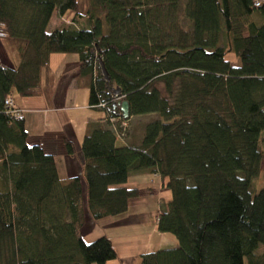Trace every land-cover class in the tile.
<instances>
[{
    "label": "trees",
    "instance_id": "trees-1",
    "mask_svg": "<svg viewBox=\"0 0 264 264\" xmlns=\"http://www.w3.org/2000/svg\"><path fill=\"white\" fill-rule=\"evenodd\" d=\"M254 1L88 0L82 15L79 0H0V31L23 44L15 69L0 63V264L118 259L109 237L86 242L81 231L86 214H126L141 192L128 178L141 173L172 192L158 232L179 242L142 264H264V7ZM56 11L73 16L49 31ZM54 54L80 55V74L92 75L89 106L106 116L82 145L87 213L79 178L61 184L54 158L26 145L24 120L6 107L14 90L41 93ZM150 114L159 118L138 144L117 146L124 119Z\"/></svg>",
    "mask_w": 264,
    "mask_h": 264
},
{
    "label": "crops",
    "instance_id": "crops-1",
    "mask_svg": "<svg viewBox=\"0 0 264 264\" xmlns=\"http://www.w3.org/2000/svg\"><path fill=\"white\" fill-rule=\"evenodd\" d=\"M72 16L66 13L63 17L56 11L49 31L71 21ZM22 49L23 44L0 39V63L15 69L21 63ZM81 65L79 54H54L41 71L39 95L26 98L14 90L9 98L24 112L26 145L41 146L46 155L54 158L59 182L67 183L73 178L83 180L84 212L87 213L88 186L82 145L84 137L103 121L105 114L89 109L92 75H81ZM235 65H240V60ZM132 135L125 140L118 139L117 146L133 144ZM128 180L127 186L141 192L138 198L131 200L126 214L96 222L85 213V226L81 231L85 241L93 242L107 236L117 250L119 258L107 264H142L144 254L179 245L173 235L158 232L160 204L171 201V193L163 188L161 179L151 173H141L132 174Z\"/></svg>",
    "mask_w": 264,
    "mask_h": 264
},
{
    "label": "rangeland",
    "instance_id": "rangeland-1",
    "mask_svg": "<svg viewBox=\"0 0 264 264\" xmlns=\"http://www.w3.org/2000/svg\"><path fill=\"white\" fill-rule=\"evenodd\" d=\"M80 2L81 3L79 5V7H78V10H79V12L82 15H86L87 14V7H88V0H81ZM179 17H180L179 21H180V23H181V25L183 27L188 24L187 23V20L185 19V17H183V14L182 13L179 14ZM81 22L84 24L87 21L86 20H81ZM101 103L105 106V103L104 102H101ZM106 108H107V106H106ZM89 109H91V107ZM100 112L103 113V114H105L104 110H101ZM105 118H106V116H105ZM156 118H159V116L157 114L156 115L150 114V115H145V116H135L134 118L129 119V120L124 119V122L122 123L121 126H123L124 123L127 124L128 126H130V130H129L128 136L130 134H133L131 136V137H133V145H136V143H138L141 140V138H142V134L145 131L146 123L147 122H150L152 120H155ZM118 139H121V138L118 137ZM263 152H264V145H263ZM263 163H264V161H263ZM260 174L261 175H260V177H259V179H258V181L256 183V185H257L256 186V189H257L256 191L257 192L261 191L264 188V164H263V168H262ZM81 182L84 184L83 180ZM168 193H171V197H172V192L171 191L170 192L168 191ZM87 205H88V203H87ZM258 249H259L258 252H257L258 254L259 253H264V246L263 245H260Z\"/></svg>",
    "mask_w": 264,
    "mask_h": 264
},
{
    "label": "built area",
    "instance_id": "built-area-1",
    "mask_svg": "<svg viewBox=\"0 0 264 264\" xmlns=\"http://www.w3.org/2000/svg\"><path fill=\"white\" fill-rule=\"evenodd\" d=\"M254 4H255V7H256V8L264 7V0H255V1H254ZM5 37H7L5 31H4V30L0 31V39H3V38H5ZM102 106H104V105L102 104ZM6 107H7V109L9 110L10 114H11L13 117H15L16 120H17V119H18V120H22V119H23V117H24V112H23L21 109L15 107L14 101H13L12 99L7 98V100H6ZM105 107H106V106H105ZM17 109L21 110V111H22V114H19L18 112H16ZM119 121H121L120 118H113V119H111V123H112V124L117 123V122H119ZM114 127H115V125H114ZM128 130H129V126H128L127 124L124 123V125L122 126V129L119 130V131H116L118 137H119V138H122V139L125 138L126 133H127Z\"/></svg>",
    "mask_w": 264,
    "mask_h": 264
},
{
    "label": "water",
    "instance_id": "water-1",
    "mask_svg": "<svg viewBox=\"0 0 264 264\" xmlns=\"http://www.w3.org/2000/svg\"><path fill=\"white\" fill-rule=\"evenodd\" d=\"M99 66H100L101 74L106 79V81L109 82L110 81L109 80V73L107 72L106 67H105V63H103L102 59H100V61H99ZM115 95L117 98H119V96H120V90L119 89L116 90ZM120 105L122 106L123 116L125 118H128L130 116L129 115V105L127 104L126 101H123V103Z\"/></svg>",
    "mask_w": 264,
    "mask_h": 264
},
{
    "label": "bare ground",
    "instance_id": "bare-ground-1",
    "mask_svg": "<svg viewBox=\"0 0 264 264\" xmlns=\"http://www.w3.org/2000/svg\"><path fill=\"white\" fill-rule=\"evenodd\" d=\"M6 38H7V37H5V38H3V39H6ZM3 39H2V40H3ZM8 98H9V97H8ZM10 99H11V98H10ZM12 100H13V99H12ZM16 112H18L19 114H22V112H21L19 109H17ZM23 119H24V117H23ZM23 119H22V121H23Z\"/></svg>",
    "mask_w": 264,
    "mask_h": 264
}]
</instances>
